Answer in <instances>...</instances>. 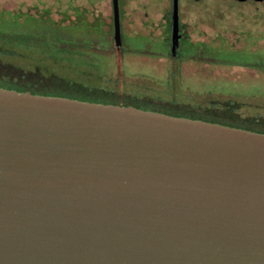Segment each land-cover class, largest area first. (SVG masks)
<instances>
[{
  "label": "water",
  "instance_id": "water-1",
  "mask_svg": "<svg viewBox=\"0 0 264 264\" xmlns=\"http://www.w3.org/2000/svg\"><path fill=\"white\" fill-rule=\"evenodd\" d=\"M0 264H264V133L0 87Z\"/></svg>",
  "mask_w": 264,
  "mask_h": 264
},
{
  "label": "rangeland",
  "instance_id": "rangeland-1",
  "mask_svg": "<svg viewBox=\"0 0 264 264\" xmlns=\"http://www.w3.org/2000/svg\"><path fill=\"white\" fill-rule=\"evenodd\" d=\"M80 2L88 13L61 0H52L51 13L47 0H0L1 68L7 62L27 73H55L120 103L171 115L220 112L222 103L234 102L230 115L239 124L264 130L262 13L215 4L210 21L217 31L204 39L197 25L199 36L173 56L170 39L143 38V0H119L121 48L112 0ZM146 46L159 54L144 55Z\"/></svg>",
  "mask_w": 264,
  "mask_h": 264
},
{
  "label": "flooded vegetation",
  "instance_id": "flooded-vegetation-1",
  "mask_svg": "<svg viewBox=\"0 0 264 264\" xmlns=\"http://www.w3.org/2000/svg\"><path fill=\"white\" fill-rule=\"evenodd\" d=\"M48 1L49 13H51V3L52 0ZM63 1L64 7L67 9L69 6L76 8L81 12V15L88 13L86 8L81 3V0H77L78 4L68 5L66 0ZM113 3V1H112ZM203 4V8L200 6ZM221 4L226 7H235L241 9L242 7L247 8L250 13H262L264 16V0H179L178 1V13H179V45L177 46V54L173 55V27H174V12H175V0H143V38L159 39L161 38L163 42L166 39H170V50L173 56H178L182 49H188L193 41L191 39L199 36V33L204 39H208L210 36L212 28L213 31L216 28L211 24L210 18L212 15L217 16L214 12V5ZM72 5V6H71ZM213 5V6H212ZM89 6V5H88ZM238 11L235 10V13ZM243 15V14H239ZM219 17V16H218ZM203 24L202 30L196 32V27ZM198 25V26H197ZM213 26V27H212ZM122 28V24H121ZM220 29L219 31H223ZM217 31V30H216ZM215 31V32H216ZM209 42V41H206ZM197 44V43H195ZM122 47V46H121ZM120 47V48H121ZM152 47L146 46L143 53L144 55L159 54V52L151 51ZM161 54V53H160Z\"/></svg>",
  "mask_w": 264,
  "mask_h": 264
},
{
  "label": "trees",
  "instance_id": "trees-1",
  "mask_svg": "<svg viewBox=\"0 0 264 264\" xmlns=\"http://www.w3.org/2000/svg\"><path fill=\"white\" fill-rule=\"evenodd\" d=\"M0 59V63H1ZM3 68L0 66V83L4 84L7 88H14L21 91H32L33 93H40L46 95H59L71 98H77L81 100H89L95 102L114 103L120 105H135L133 102L120 103L116 100L113 94L102 91H91L88 88H83L80 84L69 81L64 77H59L55 73L39 74L36 72L27 73L19 70L13 66L4 62ZM234 103V102H233ZM233 103L221 104V111L208 110L206 112L190 113L191 118L203 119L212 122H218L221 124L231 125L234 127L244 128V125L231 116L235 111ZM140 107V106H139ZM180 109H176L179 112ZM176 113V112H175ZM231 113V115H230ZM179 114V113H178ZM175 116H183V115ZM174 115V114H173ZM233 117V118H232ZM246 129L263 132L264 130H255V128L245 127Z\"/></svg>",
  "mask_w": 264,
  "mask_h": 264
}]
</instances>
